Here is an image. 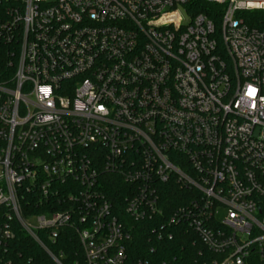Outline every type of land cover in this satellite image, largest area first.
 Instances as JSON below:
<instances>
[{"label": "built area", "instance_id": "2783aa9c", "mask_svg": "<svg viewBox=\"0 0 264 264\" xmlns=\"http://www.w3.org/2000/svg\"><path fill=\"white\" fill-rule=\"evenodd\" d=\"M256 13L264 0H0L6 220L53 264L62 255L45 242L66 228L84 264H129L130 230L106 190L116 176L126 217L150 223L157 241L184 228L194 264H247L252 255L264 264ZM166 187L185 193L167 216Z\"/></svg>", "mask_w": 264, "mask_h": 264}, {"label": "trees", "instance_id": "16d2710c", "mask_svg": "<svg viewBox=\"0 0 264 264\" xmlns=\"http://www.w3.org/2000/svg\"><path fill=\"white\" fill-rule=\"evenodd\" d=\"M202 11V10H199ZM255 17L262 21L264 27V14L256 13ZM258 27V26H257ZM109 184L106 186L108 199L112 204L114 214L130 230V239L126 242V257L129 264L137 260L148 261L149 264H194L196 248L192 246L194 235L183 232L185 229L173 227L172 238L157 241L150 230V223H135L124 214V194L126 185L116 176L107 177ZM185 193L176 187H166L162 193L165 216L183 204ZM166 206V207H165ZM43 213V210L36 211ZM7 210L0 208V231L8 224L14 236L10 241L3 242L0 237V264H53L43 250L27 237L15 222L6 220ZM62 229L55 243L45 242L50 251L59 256L62 255L63 264H84V258L76 235ZM40 238L44 240L43 235ZM247 264H263L258 256L252 255Z\"/></svg>", "mask_w": 264, "mask_h": 264}, {"label": "rangeland", "instance_id": "374dc122", "mask_svg": "<svg viewBox=\"0 0 264 264\" xmlns=\"http://www.w3.org/2000/svg\"><path fill=\"white\" fill-rule=\"evenodd\" d=\"M223 215H224V213L221 211V212L218 213L217 218L218 219H222Z\"/></svg>", "mask_w": 264, "mask_h": 264}]
</instances>
